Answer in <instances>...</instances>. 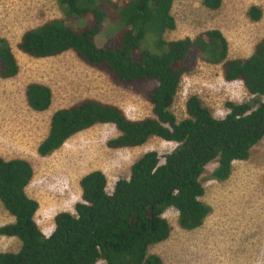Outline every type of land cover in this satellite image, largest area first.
Wrapping results in <instances>:
<instances>
[{"label":"trees","instance_id":"obj_1","mask_svg":"<svg viewBox=\"0 0 264 264\" xmlns=\"http://www.w3.org/2000/svg\"><path fill=\"white\" fill-rule=\"evenodd\" d=\"M63 17L51 19L25 31L17 49L33 59H46L72 52L84 64L107 73L116 86L152 82L146 98L151 115L129 119L117 106L83 99L55 111L46 138L37 154L46 157L68 139L96 125H112L117 136L107 141L109 149L137 148L150 138L177 144L160 163L154 151L144 153L130 167L129 177L116 181L111 193L99 170L78 182L80 200L73 213L53 217L48 236L35 216L39 203L26 189L34 172L24 159L0 156V204L13 222L0 227V236L20 242L15 253H0V264H163L150 249L166 241L171 232L164 218L174 209L182 230L200 228L211 213L202 201L201 176L212 162V178L225 181L232 163L245 161L264 137V101L226 103L223 118H215L201 100L192 95L185 102L186 118L177 121L171 107L182 78L197 61L221 67L225 82H241L252 96L264 98V38L246 58H228V43L217 29L193 38L166 40L175 30L173 0H54ZM208 10L221 8L223 0H200ZM256 22L261 13L247 11ZM107 37L100 45L96 38ZM19 64L9 43L0 39V79L15 78ZM26 104L34 112L49 109L51 89L42 83L25 86Z\"/></svg>","mask_w":264,"mask_h":264},{"label":"rangeland","instance_id":"obj_2","mask_svg":"<svg viewBox=\"0 0 264 264\" xmlns=\"http://www.w3.org/2000/svg\"><path fill=\"white\" fill-rule=\"evenodd\" d=\"M251 7L261 13L256 22L247 16ZM171 14L176 27L164 34L166 40L193 38L202 31L217 29L227 40L230 59L249 57L264 38V0H223L216 11L206 9L200 0H173ZM62 17L54 0H0V39L9 43L20 68L15 78L0 79V156L5 160L21 158L31 164L34 175L26 192L39 203L35 221L47 236L53 231L57 213H73L80 200L78 182L85 174L103 172L106 191L111 193L116 181L127 179L131 165L144 153L156 152L162 163L178 148L154 137L142 147L109 149L106 143L117 136V131L112 125H96L74 135L49 156L37 154L38 145L48 134L52 114L80 100L113 104L131 120L151 115L146 96L154 87L152 82L116 86L107 73L84 64L72 52L33 59L17 49L25 31ZM106 39L97 37L96 43L102 45ZM31 82L51 89L48 110L38 113L27 106L25 86ZM192 95L215 118L227 114L228 102L248 103L254 108L264 101L249 95L241 82H225L219 65L202 61H197L196 68L182 78L171 107L177 121L186 118L185 102ZM216 167L215 162L210 163L201 176L202 201L211 213L200 228L182 230L177 212L172 208L165 211L170 236L149 251L163 264H264V137L251 149L247 160L232 163L225 181L212 178ZM12 222L0 204V227ZM19 247L17 239L0 236V253H15Z\"/></svg>","mask_w":264,"mask_h":264}]
</instances>
